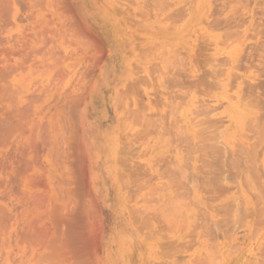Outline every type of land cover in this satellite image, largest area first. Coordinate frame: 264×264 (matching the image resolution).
Wrapping results in <instances>:
<instances>
[{
	"label": "rangeland",
	"instance_id": "374dc122",
	"mask_svg": "<svg viewBox=\"0 0 264 264\" xmlns=\"http://www.w3.org/2000/svg\"><path fill=\"white\" fill-rule=\"evenodd\" d=\"M0 121V264H264V0H0Z\"/></svg>",
	"mask_w": 264,
	"mask_h": 264
},
{
	"label": "bare ground",
	"instance_id": "6f19581e",
	"mask_svg": "<svg viewBox=\"0 0 264 264\" xmlns=\"http://www.w3.org/2000/svg\"><path fill=\"white\" fill-rule=\"evenodd\" d=\"M223 2H224V1H223ZM223 2H222V3H223ZM229 2H230V1H229ZM232 2H233V1H232ZM230 3H231V2H230ZM228 4H229V3H228ZM221 8H222V7H221ZM180 15H181V14H180ZM178 17H179V16H178ZM240 18H242V17H240ZM240 18H239V19H240ZM215 20H216V19H215ZM216 21H217V20H216ZM240 23H241V22H240ZM236 25H237V24H236ZM28 44H29V43H28ZM48 52H49V50H48ZM43 67H44V66H43ZM234 67H235V66H234ZM220 70H221V69H220ZM216 72H217V71H216ZM222 73H223V72H222ZM216 75H217V73H216ZM51 81H52V80H51ZM41 83H42V82H41ZM49 83H50V82H49ZM55 84H56V83H55ZM41 85H42V84H41ZM43 87H44V86H43ZM54 89H55V88H54ZM42 90H43V89H42ZM39 94H40V92H39ZM41 94H42V93H41ZM34 95H35V94H34ZM34 95H33V96H34ZM41 96H42V95H41ZM41 96H40V97L38 96V97L41 99ZM43 96H44V95H43ZM31 98H32V97H31ZM31 98H30V99H31ZM35 99H36V98H35ZM40 99H38V100H40ZM32 100H34V98H32ZM51 100H52V99H51ZM36 101H37V99H36ZM33 102H34V101H33ZM258 102H259V101H258ZM262 102H263V101H262ZM31 103H32V102H31ZM35 103H36V102H35ZM74 104H75V103H74ZM30 105H31V104H30ZM72 105H73V104H72ZM72 105H71V107H72ZM257 105H259V104H257ZM258 107H259V106H258ZM27 108H28V107H27ZM27 108H23V109H22V108H21V109L18 108V111L23 110V112H24V111H25L24 109L27 110ZM30 109H31V108H30ZM36 109H37V108H36ZM16 110H17V109H16ZM71 110H73V109L71 108ZM18 111H17V112H18ZM29 111H30V110H29ZM31 111H32V110H31ZM31 111H30V112H31ZM38 111H39V110H38ZM207 111H208V110H207ZM23 112L21 111V112H19V113L22 114V115H24ZM26 112H28V111H25L24 113H26ZM19 113H17L18 115H17V114H16V115H17L18 117H20V119H25V116H24V118H22L23 116H21ZM26 114H28V113H26ZM39 114H40V112H39ZM29 115H30V113H29ZM45 115H46V113H45ZM45 115H44V116H45ZM27 118H28V117H27ZM25 121H26V120H25ZM0 122H1V121H0ZM41 122H42V121H41ZM1 124H2V123H1ZM3 124H4V123H3ZM21 124H22V123H21ZM39 124H40V123H39ZM39 124H38V125H39ZM22 125H23V124H22ZM24 125H25V122H24ZM40 125H41V124H40ZM16 126H17V124H16ZM25 126H26V125H25ZM37 127L39 128V126H37ZM40 127L42 128L43 125L40 126ZM51 127H52V126H51ZM19 128H20V127H19ZM21 129H22V127H21ZM27 129H28V128H27ZM31 129H32V127H31ZM39 129H40V128H39ZM18 130H19V129H18ZM29 130H30V129H29ZM29 130H26V129H25V130H23V132H25V131H29ZM40 130H41V129H40ZM45 130H46V129H45ZM42 131L44 132V128H42ZM18 133H19V132H18ZM45 133H46V132H45ZM22 134H23V133H22ZM22 134H21V135H22ZM42 134H43V133H42ZM44 135L46 136L47 134H44ZM44 135H43V136H44ZM46 137H47V136H46ZM21 139H22V138H21ZM44 140H46V139H44ZM43 142H44V141H43ZM22 145H24V144H22ZM19 147H20V145H19ZM182 175H183V174H182ZM184 176H185V175H184ZM179 178L181 179V176H179ZM185 178H186V177H185ZM36 200H37V199H36ZM38 200H39V199H38ZM37 202H39V201H37ZM34 204H35V203H34ZM34 204H33V206H34ZM36 204H37V203H36ZM37 207H39V206H37ZM32 209H33V208H32ZM39 209H40V208H39ZM53 210H55V209H53ZM34 211H35V210H34ZM61 212H62V211H61ZM68 212H69V211H68ZM59 213H60V212H59ZM75 213H76V212H75ZM71 215H73V214H71ZM49 216H51V215H49ZM69 216H70V215H69ZM77 216H79V215H77ZM37 217H38V216H37ZM46 217L48 218V216H46ZM59 217L61 218V216H59ZM51 218H52V217H51ZM65 218H66V217H65ZM76 218H77V217H76ZM76 218H75L74 220H76ZM38 219H41V217H39ZM38 219H37V220L35 219L37 224L39 223V222H37ZM49 219H50V218H49ZM79 219H80V218H79ZM53 220H54V219H52V221H53ZM81 220H82V219H81ZM1 221H2V220H1ZM30 221H31V220H30ZM39 221H40V220H39ZM72 221H73V220H72ZM72 221H71V222H72ZM76 221L78 222V219H77ZM52 223H53V222H52ZM54 223H55V222H54ZM60 223H61V222H60ZM81 223L84 224L85 222H82V221H81ZM37 224H35L34 222H32V223L29 222V223L27 224L26 229L24 228L22 235L20 236V238H18V244H19L20 242H21L23 245H24V244H25V245L28 244L29 241L32 240L33 235H34V236H36L35 238L38 237L39 240L37 239V240H38V241H37L35 238H33V239H34L33 241L38 242L37 247L39 248V250H41V247H42L41 244H42V242H44V240H45V238H46V234L48 233V229H49V228L46 230V227H45L44 225H41V226H43V227L40 226L41 228H40V227L37 228V227H36ZM47 224H48V223H47ZM60 225H62V224H60ZM79 225H80V224H79ZM84 225H85V224H84ZM86 225H87V224H86ZM82 226H83V225H82ZM47 227H48V225H47ZM58 227H59V226H58ZM60 227H61V226H60ZM86 227H87V226H86ZM56 228H57V227H56ZM63 228L65 229V227H63ZM69 228H70V227H69ZM69 228H68L67 230H69L68 233H69L70 238H71V235H73L72 237L76 236L75 234L78 233V232H80V230H81L82 227L78 226V228H80L79 230L75 227L76 231L78 230L77 232H74V231H75L74 227H71L70 229H69ZM83 228H84V227H83ZM83 228H82V229H83ZM87 228H88V227H87ZM22 229H23V228H22ZM52 229H53V227H52ZM59 230H60V228H59ZM62 230H63V229H62ZM65 230H66V229H65ZM85 230H86V229H85ZM21 231H22V230H21ZM83 231H84V229H83ZM57 232H58V229H57ZM57 232H56V233H57ZM59 232H61V231H59ZM84 232H85V231H84ZM86 232H88V231L86 230ZM20 233H21V232H20ZM61 233H62V232H61ZM65 233H67V231H65ZM79 234L81 235V233H79ZM79 234H78L77 236H79ZM84 234H85V233H84ZM86 234H87V233H86ZM86 234L84 235V237L86 236ZM19 235H20V234H19ZM67 235H68V234H67ZM82 235H83V234H82ZM77 236H76V237H77ZM92 236H93V235H92ZM63 237H64V236H63ZM67 237H69V236H66V238H65V237H64V238H65V239H68V241H69L70 238H67ZM82 237H83V236H82ZM86 238H87V237H86ZM88 238H89V237H88ZM88 238H87V239H88ZM93 238H94V237H93ZM93 238H92V239H93ZM60 239H62V237H61ZM71 239H72V241H73V244H72V245L76 244L75 247H76V246H79V244H81V243L78 244V242H81V241H80L81 238L77 237V242H76V240H75V243H74V240H73L74 238H71ZM71 239H70V240H71ZM84 239H85V238H84ZM19 240H20V242H19ZM62 240H63V239H62ZM62 240H61V243H60L61 245H62V242H63ZM33 241H30L29 245H30L31 242H33ZM54 241H55V240H54ZM54 241H53V242H54ZM59 241H60V240H59ZM65 241H66V240H65ZM65 241H64V244H65L66 242H68V241H66V242H65ZM87 241H88V240H87ZM92 241H93V240H92ZM84 243L87 244V242H84ZM92 243L94 244V242H92ZM50 244H51V243H50ZM58 244H59V243H58ZM77 244H78V245H77ZM33 245H34V243H33ZM33 245H32V246H33ZM67 245H68V244H67ZM67 245L65 244L64 246L67 247V248H68L69 246H72L70 242H69V245H68V246H67ZM83 245H84V244H83ZM34 246H35V245H34ZM59 246H60V245H58V247H59ZM80 246H81V245H80ZM80 246H79V247H80ZM89 246H91V245H89V243H88V247L85 246L86 249L88 248V249H87V250H88L87 253H90L93 257H95V256L93 255V253H94L95 250L93 251L92 248H89ZM58 247H55V249L57 248V251H56V252H58V251L60 250V249H59L60 247H59V248H58ZM62 247H63V246H62ZM62 247H61V250H62L61 252H63V248H64V247H63V248H62ZM72 247H73V246H72ZM79 247H76L75 250H78ZM96 247H97V246H96ZM67 248H64V249L66 250ZM28 249H29V248H28ZM42 249H43V248H42ZM58 249H59V250H58ZM86 249L84 248V251H83V252H86V251H87ZM29 250H31V248H30ZM36 250H37V249H36ZM48 250H50V249H48ZM90 250H91V251H90ZM68 251H69V248H68ZM78 251H79V252L76 251V253H77L76 256L78 257V253H79V257H80L79 260H80V262H81V260L84 259L83 257L85 256V253H84V256H83V252H82V253L80 252V251H82V250H81V247L79 248ZM65 252L67 253V250H66ZM37 253H38V252H37ZM39 253H40V252H39ZM58 253H59V252H58ZM58 253H57V254H58ZM74 253H75V251H74ZM87 253H86V254H87ZM34 254H36V253H34ZM59 254H60V253H59ZM63 254H64V252H63ZM67 254H68V253H67ZM80 254H81V255H80ZM90 254H87V255H88V258L91 257ZM61 255H62V253H61ZM61 255H60V256H61ZM81 256H83V257H81ZM89 256H90V257H89ZM97 256H98V255H97ZM34 257H35V256H34ZM67 257H68V256H67ZM79 257H78V258H79ZM93 257H92V258H93ZM81 258H82V259H81ZM86 259H87V257H86ZM71 260H72V259H71ZM84 260H85V259H84ZM87 260H88V262H89V259H87ZM90 260H91L90 262H94V261H92V259H90ZM82 261H83V260H82ZM74 262H75V261H74ZM74 262H73V264H74ZM63 263H64V262H63ZM75 263H76V262H75ZM49 264H50V263H49ZM54 264H55V263H54ZM70 264H71V263H70ZM89 264H90V263H89Z\"/></svg>",
	"mask_w": 264,
	"mask_h": 264
},
{
	"label": "crops",
	"instance_id": "0c3cea01",
	"mask_svg": "<svg viewBox=\"0 0 264 264\" xmlns=\"http://www.w3.org/2000/svg\"><path fill=\"white\" fill-rule=\"evenodd\" d=\"M103 100H104V102H103L102 104L105 105V106H110V105L112 104L111 101H110V97L104 96V97H103ZM88 105H92L91 101L88 103ZM108 127H109V125H108ZM87 130H88V129H87ZM92 130H93V129L88 130L89 133H91ZM108 132H109V131H108ZM100 133L103 134L104 136L109 135V134L107 133V130H106V124H105V130H100ZM98 135H99V131H98ZM96 176H97V174L94 175V176L91 178V180H92V181H99V178H97Z\"/></svg>",
	"mask_w": 264,
	"mask_h": 264
}]
</instances>
